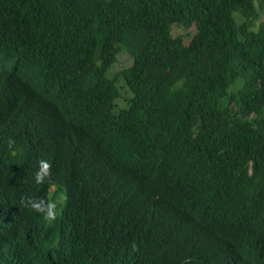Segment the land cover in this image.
Returning <instances> with one entry per match:
<instances>
[{"label": "trees", "instance_id": "trees-1", "mask_svg": "<svg viewBox=\"0 0 264 264\" xmlns=\"http://www.w3.org/2000/svg\"><path fill=\"white\" fill-rule=\"evenodd\" d=\"M259 3L0 0V264H264Z\"/></svg>", "mask_w": 264, "mask_h": 264}, {"label": "rangeland", "instance_id": "rangeland-1", "mask_svg": "<svg viewBox=\"0 0 264 264\" xmlns=\"http://www.w3.org/2000/svg\"><path fill=\"white\" fill-rule=\"evenodd\" d=\"M260 3L257 5V9H258V17L257 19L261 22H264V0H259ZM259 23L256 22L255 26L257 27ZM132 62V58L130 57V55L126 52H121L117 55V61L114 63V69H116L117 71L129 66ZM120 90H121V94L122 97L117 99V105L119 107H123L126 103V99L125 98H129L132 95L130 94L131 92H129V90L127 89L126 85H124V83H120ZM131 95V96H130Z\"/></svg>", "mask_w": 264, "mask_h": 264}, {"label": "clouds", "instance_id": "clouds-1", "mask_svg": "<svg viewBox=\"0 0 264 264\" xmlns=\"http://www.w3.org/2000/svg\"><path fill=\"white\" fill-rule=\"evenodd\" d=\"M112 71V70H111ZM109 69L107 70V74L109 75ZM126 87L128 88V86L126 85ZM8 124V120L6 121V123L5 124H2V121L0 120V135L2 134V132L4 131V128L6 127V125ZM18 134H20V132H18L17 130H16V132H15V134H14V136H16V135H18ZM11 144V143H10ZM10 144H8L7 146H5V147H9V145ZM4 147V148H5ZM3 148V149H4ZM106 164H107V161H105V160H100L99 162H98V164H97V171H98V175L99 176H101L104 172H105V170H106ZM55 184H57V183H55V182H53V183H51L50 185H49V188H48V191L50 192V191H54L56 188H55ZM51 200V199H50ZM51 203H52V205H53V207L52 208H54L55 209V211H56V206H57V204H56V202L54 201V200H51ZM51 208V209H52Z\"/></svg>", "mask_w": 264, "mask_h": 264}]
</instances>
